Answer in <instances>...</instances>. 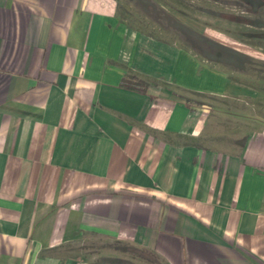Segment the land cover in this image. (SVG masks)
<instances>
[{
    "label": "crops",
    "instance_id": "0c3cea01",
    "mask_svg": "<svg viewBox=\"0 0 264 264\" xmlns=\"http://www.w3.org/2000/svg\"><path fill=\"white\" fill-rule=\"evenodd\" d=\"M133 2L0 0V264H264L263 97Z\"/></svg>",
    "mask_w": 264,
    "mask_h": 264
},
{
    "label": "rangeland",
    "instance_id": "374dc122",
    "mask_svg": "<svg viewBox=\"0 0 264 264\" xmlns=\"http://www.w3.org/2000/svg\"><path fill=\"white\" fill-rule=\"evenodd\" d=\"M131 11L199 60L240 65L233 73L259 90L264 115V0H135Z\"/></svg>",
    "mask_w": 264,
    "mask_h": 264
}]
</instances>
